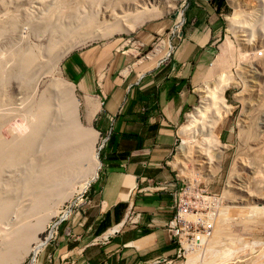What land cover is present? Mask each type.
Listing matches in <instances>:
<instances>
[{"label":"rangeland","instance_id":"obj_1","mask_svg":"<svg viewBox=\"0 0 264 264\" xmlns=\"http://www.w3.org/2000/svg\"><path fill=\"white\" fill-rule=\"evenodd\" d=\"M184 4L183 0H0V114L10 118L3 126L4 137H11L9 129L18 136L29 130L20 112L50 82L72 89L79 122L94 128L85 124L82 102L66 74L68 54L163 19L171 20V30L158 34L154 43L176 40L182 33ZM219 10L221 31L205 48L207 57L201 71L195 72L188 92L191 102L181 113L166 158L174 185L167 189L154 184L168 196L171 209L177 198L188 200L192 212L186 218L201 219L210 230L187 247L173 241L175 251L167 264H264V0H224ZM28 54L33 57L31 66L43 67L27 79L17 73ZM8 68L12 73L4 79ZM97 135L101 166L106 142ZM97 176L86 186L77 184L71 196L56 203L54 213L37 231L42 246L36 252H21L15 264H48L46 252L58 228L77 211ZM201 229L191 227L194 233Z\"/></svg>","mask_w":264,"mask_h":264},{"label":"crops","instance_id":"obj_2","mask_svg":"<svg viewBox=\"0 0 264 264\" xmlns=\"http://www.w3.org/2000/svg\"><path fill=\"white\" fill-rule=\"evenodd\" d=\"M184 2L176 40L154 43L172 24L163 19L66 57L64 68L82 102L84 122L106 144L97 178L58 228L46 263L167 264L174 254L164 226L171 203L154 184L174 185L166 158L191 102L195 72L201 71L205 48L220 33L223 19L213 0Z\"/></svg>","mask_w":264,"mask_h":264},{"label":"bare ground","instance_id":"obj_3","mask_svg":"<svg viewBox=\"0 0 264 264\" xmlns=\"http://www.w3.org/2000/svg\"><path fill=\"white\" fill-rule=\"evenodd\" d=\"M66 47L65 43L63 50ZM24 59L17 74L25 78L43 67L31 66L30 54ZM11 73L8 68L4 79ZM72 93L65 83L46 85L37 97L35 109L32 105L36 101L31 98L20 112L29 125L21 136L9 129L11 137H4L3 126L10 118L0 114V264H15L21 252H36L43 244L37 231L54 213L56 203L71 196L77 184L86 186L97 176L98 133L79 122ZM33 242L37 244L31 247Z\"/></svg>","mask_w":264,"mask_h":264},{"label":"built area","instance_id":"obj_4","mask_svg":"<svg viewBox=\"0 0 264 264\" xmlns=\"http://www.w3.org/2000/svg\"><path fill=\"white\" fill-rule=\"evenodd\" d=\"M184 1L185 0H183V3ZM176 202L172 206V215L164 222V226L169 232L172 241L178 243L180 248L182 247V243H184V246L187 247L190 246L195 239L202 240L206 237V235L209 234L210 226L209 223H206L201 219L198 222L196 220L186 218V216L192 212V204L188 200L177 198ZM196 225L202 228L198 233L191 231V227L194 228ZM176 248L177 253L178 247Z\"/></svg>","mask_w":264,"mask_h":264},{"label":"trees","instance_id":"obj_5","mask_svg":"<svg viewBox=\"0 0 264 264\" xmlns=\"http://www.w3.org/2000/svg\"><path fill=\"white\" fill-rule=\"evenodd\" d=\"M213 1H214V3L216 2V3H215V5H216L215 7H216V9H217L218 7H220V6L223 4V1H224V0H216V1L213 0Z\"/></svg>","mask_w":264,"mask_h":264},{"label":"water","instance_id":"obj_6","mask_svg":"<svg viewBox=\"0 0 264 264\" xmlns=\"http://www.w3.org/2000/svg\"><path fill=\"white\" fill-rule=\"evenodd\" d=\"M171 17H173V14L171 15Z\"/></svg>","mask_w":264,"mask_h":264}]
</instances>
